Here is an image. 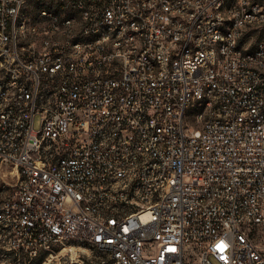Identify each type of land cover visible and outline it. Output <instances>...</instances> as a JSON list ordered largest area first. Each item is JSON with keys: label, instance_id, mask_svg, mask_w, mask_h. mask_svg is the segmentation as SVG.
I'll use <instances>...</instances> for the list:
<instances>
[{"label": "built area", "instance_id": "obj_1", "mask_svg": "<svg viewBox=\"0 0 264 264\" xmlns=\"http://www.w3.org/2000/svg\"><path fill=\"white\" fill-rule=\"evenodd\" d=\"M256 229L264 0H0V264H264Z\"/></svg>", "mask_w": 264, "mask_h": 264}, {"label": "rangeland", "instance_id": "obj_2", "mask_svg": "<svg viewBox=\"0 0 264 264\" xmlns=\"http://www.w3.org/2000/svg\"><path fill=\"white\" fill-rule=\"evenodd\" d=\"M36 123L38 124V118L36 119ZM250 236H251L252 241L257 246H259L264 253V231L262 229L253 230Z\"/></svg>", "mask_w": 264, "mask_h": 264}]
</instances>
